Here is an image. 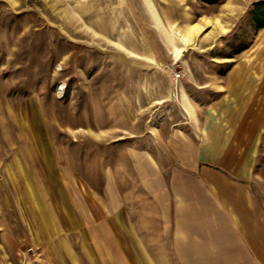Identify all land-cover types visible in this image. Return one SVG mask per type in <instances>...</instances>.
<instances>
[{
	"label": "rangeland",
	"instance_id": "rangeland-1",
	"mask_svg": "<svg viewBox=\"0 0 264 264\" xmlns=\"http://www.w3.org/2000/svg\"><path fill=\"white\" fill-rule=\"evenodd\" d=\"M257 1L0 0V264H183L171 228L158 242L143 225L157 209L143 173L190 174L184 143L223 112L234 68L260 84L264 215Z\"/></svg>",
	"mask_w": 264,
	"mask_h": 264
},
{
	"label": "crops",
	"instance_id": "crops-1",
	"mask_svg": "<svg viewBox=\"0 0 264 264\" xmlns=\"http://www.w3.org/2000/svg\"><path fill=\"white\" fill-rule=\"evenodd\" d=\"M248 69L226 73L217 90L222 114L207 119L199 140L190 134L184 143L190 154L188 176L177 180L172 175L162 187L166 180L156 161L147 164L151 173H143L148 193L157 202L156 212L145 213L149 219L143 225H157L158 242L165 239V227L171 228L167 239L176 257L183 259L177 263L264 264V215L252 194L261 124L249 92L260 84L247 75L253 73Z\"/></svg>",
	"mask_w": 264,
	"mask_h": 264
},
{
	"label": "trees",
	"instance_id": "trees-1",
	"mask_svg": "<svg viewBox=\"0 0 264 264\" xmlns=\"http://www.w3.org/2000/svg\"><path fill=\"white\" fill-rule=\"evenodd\" d=\"M254 20L257 29L264 27V0L257 1L254 7Z\"/></svg>",
	"mask_w": 264,
	"mask_h": 264
}]
</instances>
